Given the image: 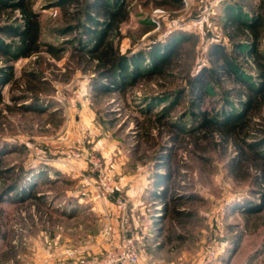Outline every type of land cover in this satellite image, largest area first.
<instances>
[{"label":"rangeland","instance_id":"1","mask_svg":"<svg viewBox=\"0 0 264 264\" xmlns=\"http://www.w3.org/2000/svg\"><path fill=\"white\" fill-rule=\"evenodd\" d=\"M225 1L235 0H222L212 14L202 17L205 0H192L190 9L183 3L176 9L156 6L153 0H131V19L121 26L122 54H147L156 43L167 45L173 32L189 35L190 40L167 70L168 77L141 80L126 95L108 96L94 94V70L79 64L72 39L80 30L60 35L56 32L62 27L60 8L42 11L40 54L20 58L14 70L16 78L34 71L51 83L54 92L40 96L45 110H18L24 103L12 97L22 92L10 85L2 89L0 194H7L0 204V264H123L128 234L120 227L122 214L129 219L140 264H264V210L251 215L240 211L247 203H258L264 192V186L255 185L252 165L231 172L237 152L219 135L197 141L198 134H185L175 144L168 127H155L148 139L137 127L148 117L142 110L151 106L157 113L165 106L156 108L159 102L151 97L188 89L192 78L213 66L212 45L231 53L222 25ZM45 5V0H35L34 8ZM157 10L163 11L160 27L152 20ZM146 21L154 29L144 34ZM48 45L63 50L60 59L48 54ZM237 62L244 73L256 76L250 61ZM222 92L214 89L203 109L220 107ZM187 105L185 97L166 122L180 121ZM55 111L59 113L52 116ZM256 120L259 129L264 128V117ZM183 123L190 127V117ZM252 135L250 141L263 137L259 131ZM168 171L179 194L194 195L181 205L194 213L182 226L170 219L162 222L163 206L151 197L156 175ZM13 183L16 190L6 192ZM31 188L33 197L21 200ZM107 225L113 230L104 238L101 231ZM173 226L183 240L160 249L156 243L165 239L159 232L169 235ZM211 249L212 262L206 261Z\"/></svg>","mask_w":264,"mask_h":264},{"label":"trees","instance_id":"2","mask_svg":"<svg viewBox=\"0 0 264 264\" xmlns=\"http://www.w3.org/2000/svg\"><path fill=\"white\" fill-rule=\"evenodd\" d=\"M151 1L146 0V3ZM153 1L159 7L174 6L180 9L182 6V0ZM130 2L131 0H45V8L35 9V0H0V62L3 63L0 66V106L3 103L2 89L10 85L12 90L22 92L12 97V101L24 103L18 110H45L40 96H49L54 92L51 83L34 71H24L21 77L16 78L14 64L20 58L40 54L42 11L53 7L61 10L62 27L57 29L58 34L66 35L80 30L73 37L72 44H76L74 51L79 55V64H83L86 70H94L92 90L96 96L117 93L126 95L127 89L141 80L155 81L168 77L167 70L181 55V47L190 40L189 35L173 32L168 36L167 45L156 43L147 54L144 51L122 54L121 26L131 19ZM223 7L225 15L222 25L232 44L231 53H227L222 45H212L213 66L204 68L192 78L188 89L182 87L151 97L150 101L159 102L155 105L156 108L163 103L165 106L157 113L153 112L154 107L151 106L142 110L144 116L148 117L145 121L138 122L137 127L147 139L155 127H168L172 129L170 132L175 144L181 143V137L185 134L194 137L198 134L197 141L219 135L224 144L231 143L237 152L231 159L230 171L235 173L252 165L255 170V185L264 186V128L259 129V122L256 120L264 117V0L225 1ZM144 23L147 27L144 34L154 29L150 22ZM61 51L63 50L52 45L47 47L48 54L55 59H60ZM238 59L250 61L256 76L244 73ZM226 83L232 87L225 89L223 86ZM217 88L223 91L220 100L222 105L212 110L203 109L205 98ZM185 97H188V105L180 121L166 122L174 106L182 103ZM57 113L59 111L53 112L52 116ZM188 116L190 127L183 123ZM61 124L60 119L57 127ZM254 131L263 133V137L255 136L254 141H250ZM155 178L156 188L151 197L163 206L161 221L170 219L178 226L188 223L194 213L182 210L181 205L184 200L194 199V195L179 194L171 171L157 174ZM16 186L15 183L11 184L6 192H14ZM32 190L24 191L26 197L19 198L24 200L33 197ZM6 194H0V204L5 201ZM240 208L244 215L264 210V192L258 203L254 201ZM173 228L174 226L169 230V235H164V230L159 232L165 239L160 249H164L172 241L183 240Z\"/></svg>","mask_w":264,"mask_h":264},{"label":"built area","instance_id":"3","mask_svg":"<svg viewBox=\"0 0 264 264\" xmlns=\"http://www.w3.org/2000/svg\"><path fill=\"white\" fill-rule=\"evenodd\" d=\"M221 1L222 0H205V7L203 10V16L202 17H206V16L212 14L215 6L217 4H219ZM182 3L186 9H190L192 0H182ZM162 12L163 11L157 10V11H155L154 15L152 16L153 17L152 20L157 25V27H160V19H161L162 15H159V14H163ZM157 29H159V28H157ZM91 161L94 163V158H92ZM104 187H105V184H104ZM105 188L109 189V186H106ZM120 220H121L120 221V227H121L123 233L128 234V237L125 240L124 250L121 253L123 256L120 258V260L123 261V264H140L137 249H136L135 239L129 235V232L131 229L129 226V219H128L127 215L122 214V216L120 217ZM112 230L113 229L107 225L106 227H104L102 229L101 236L104 238L110 236V234L112 233ZM212 250L213 249H211V251H209V254H207L206 261L210 260L211 257H213V260H214L215 253H214V250L213 251ZM74 254H75L74 252H69V255H71V256H73Z\"/></svg>","mask_w":264,"mask_h":264},{"label":"crops","instance_id":"4","mask_svg":"<svg viewBox=\"0 0 264 264\" xmlns=\"http://www.w3.org/2000/svg\"><path fill=\"white\" fill-rule=\"evenodd\" d=\"M154 224H155V223H154ZM156 226H157V225H155V229H156ZM157 236H158V237H156L157 240H161L160 237H159V235H157ZM156 244H157L156 246H160V245H161L159 242H157Z\"/></svg>","mask_w":264,"mask_h":264}]
</instances>
